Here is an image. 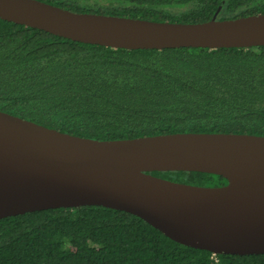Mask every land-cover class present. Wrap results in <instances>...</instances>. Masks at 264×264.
I'll use <instances>...</instances> for the list:
<instances>
[{
    "label": "trees",
    "instance_id": "1",
    "mask_svg": "<svg viewBox=\"0 0 264 264\" xmlns=\"http://www.w3.org/2000/svg\"><path fill=\"white\" fill-rule=\"evenodd\" d=\"M75 12L198 23L264 13V0H42ZM0 110L74 135L123 139L177 132L264 135V45L112 48L0 18ZM220 186L197 171H152ZM0 264H264L214 254L102 205L0 219Z\"/></svg>",
    "mask_w": 264,
    "mask_h": 264
},
{
    "label": "water",
    "instance_id": "2",
    "mask_svg": "<svg viewBox=\"0 0 264 264\" xmlns=\"http://www.w3.org/2000/svg\"><path fill=\"white\" fill-rule=\"evenodd\" d=\"M0 18L112 48L256 47L264 13L198 23L75 12L42 0H0ZM152 171H197L228 183L173 181ZM102 205L214 254L264 253V135L177 132L94 139L0 110V219Z\"/></svg>",
    "mask_w": 264,
    "mask_h": 264
}]
</instances>
